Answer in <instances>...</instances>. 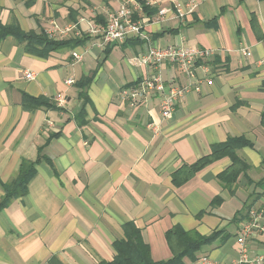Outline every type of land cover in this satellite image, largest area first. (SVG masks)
<instances>
[{"label": "crops", "instance_id": "crops-1", "mask_svg": "<svg viewBox=\"0 0 264 264\" xmlns=\"http://www.w3.org/2000/svg\"><path fill=\"white\" fill-rule=\"evenodd\" d=\"M124 0H0V24L40 33L53 23L105 22ZM173 9L148 22L160 47L212 49L190 78L177 65L140 66L135 57L149 41L137 36L102 45L90 37L76 49H27L13 33L0 38V201L23 160L35 162L26 194L0 209V264H98L115 256L114 242L133 223L154 260L174 255L167 233L220 231L183 264H233L237 233L252 209L264 214V0H134ZM197 7L185 16L177 8ZM249 49L251 55L243 53ZM73 51L81 54L80 59ZM28 70L35 72L27 79ZM160 73L167 85L194 83L173 118L161 119V95L132 104L121 91ZM68 78L75 82L66 84ZM91 79L83 86V79ZM212 81V83H208ZM62 96L63 100L60 98ZM46 99L32 104L26 98ZM158 123L154 133L151 124ZM231 137L249 144L237 154L249 168L230 184L219 176L232 164L224 156L177 183V174ZM240 216H243L241 218ZM264 217V216H263ZM264 253V233L250 241Z\"/></svg>", "mask_w": 264, "mask_h": 264}, {"label": "built area", "instance_id": "built-area-1", "mask_svg": "<svg viewBox=\"0 0 264 264\" xmlns=\"http://www.w3.org/2000/svg\"><path fill=\"white\" fill-rule=\"evenodd\" d=\"M134 0H124L121 6L116 11H110L104 23H91L86 32L80 29L79 24L74 23L67 26H59L53 23L52 26L45 29L47 35L53 39H67L69 37H79L84 34L101 39L102 45H109L113 42H124L130 37H143L149 41V46L146 52L138 55L134 59V63L140 66L160 65L169 62L178 66V68L185 72L190 78L193 77L194 69L198 61L208 60L213 54L212 49L209 48H195L186 45L182 46H167L160 47L157 43L150 40L149 35L144 29V22L141 19H135V10L141 11V4L133 3ZM197 7L195 3H189L187 9L178 7L177 14L180 17L192 12ZM173 9L162 8L152 18L151 23H160L168 19ZM149 22V21H148ZM243 53L250 56L252 53L249 49L244 48ZM73 56L76 59L81 58V54L73 51ZM27 79H34L35 72L28 70L25 73ZM67 85L75 82L73 78H68ZM212 83V81H208ZM191 87L197 89L200 85L194 83H186L183 85L174 84L167 85L160 73H155L145 77L138 84L121 91L124 97H128L132 104H135L146 98L149 94L161 95V119L163 121L173 118L178 101L185 95ZM62 99L63 97L60 96ZM63 100V99H62ZM151 129L154 133L160 131L158 123L151 124ZM264 214L252 209L250 215L243 218L240 222L237 241L239 243V257L233 264H264V253L250 248V241L259 233H264ZM203 264L211 263L208 257L201 259Z\"/></svg>", "mask_w": 264, "mask_h": 264}, {"label": "trees", "instance_id": "trees-1", "mask_svg": "<svg viewBox=\"0 0 264 264\" xmlns=\"http://www.w3.org/2000/svg\"><path fill=\"white\" fill-rule=\"evenodd\" d=\"M35 0H27V4L31 5ZM142 10L149 16L157 14L159 9L151 8L148 2H140ZM152 17L148 19L151 22ZM104 23V21H103ZM13 33L21 41H27L26 47L41 45L47 50H58L64 47L76 49V46L90 38V35L84 34L79 37H69L67 39H53L50 38L46 31L40 33H23L20 31L19 26L11 24L5 26L0 24V38L5 35ZM199 62V61H198ZM91 79L84 78L83 86L90 83ZM32 104H44L46 99L40 98H26ZM264 126V112L262 113V120ZM249 144L245 138L231 137L225 142L216 143L211 148V153L200 158L195 164L185 166L177 174V183H183L190 179L197 171L202 170L214 161L224 156H230L232 159L231 166L226 169L219 178L227 184L235 182L239 175L249 168L246 163L237 154V148ZM35 162L23 160L17 178L5 186L6 194L0 201V209L8 205L12 198L22 196L28 191V183L35 175ZM243 218V216H240ZM125 237L117 239L114 242L115 256L112 260H101L98 264H183L185 256H194L195 252L206 243H212L216 237L220 235V231H214L210 235H200L195 232H188L184 230L172 229L167 233V238L172 246L174 255L171 259L156 261L151 255L150 247L145 243L141 237V231L133 224L129 223L124 225ZM55 264H63L55 262Z\"/></svg>", "mask_w": 264, "mask_h": 264}]
</instances>
